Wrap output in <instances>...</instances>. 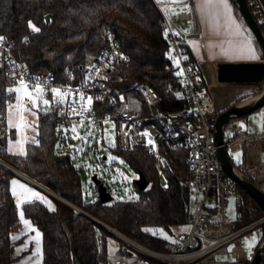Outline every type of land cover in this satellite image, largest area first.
<instances>
[{
  "label": "trees",
  "instance_id": "16d2710c",
  "mask_svg": "<svg viewBox=\"0 0 264 264\" xmlns=\"http://www.w3.org/2000/svg\"><path fill=\"white\" fill-rule=\"evenodd\" d=\"M230 2L264 60V51L247 27L237 1ZM253 16L264 33V18L255 12ZM28 21L40 31H33ZM106 31L114 33L126 57L115 66L122 77L121 87L145 81L159 93L161 110L189 107L183 93L167 90L168 84H176L180 67L171 54L165 18L155 0H0V36L13 44L16 56L25 60L32 72H51L58 83L68 82L70 72L77 79L83 76L84 68L107 47ZM187 51L185 45L184 54ZM8 89L0 82V159L122 234L154 250H173L177 233L173 228L186 226L190 199L189 190L178 182L186 179L188 173L183 149L162 143L172 170L168 172V183L161 185L144 148L135 146L125 151L117 146L116 154L136 174L144 176L147 187L141 190L134 182L136 199L113 198L102 203L96 195L89 200L71 157L56 152L55 128L60 118L55 113L38 110L37 142L27 143L24 154L6 150L5 111L13 98ZM239 167H244V159ZM15 176L0 165V264H30L27 257L33 242L28 241L24 249L29 233L20 218L21 211L35 232L41 233L40 264H113L121 253L120 238L44 190L41 192L52 201L54 210L40 199L24 201L19 210L11 190ZM247 177L253 181L250 174ZM101 180L111 192L109 180ZM93 191L97 194L94 184ZM239 198L234 227L263 215L262 209L240 188ZM158 228L169 237L160 236ZM110 239L117 244L113 255L109 253ZM263 239L264 230L259 242Z\"/></svg>",
  "mask_w": 264,
  "mask_h": 264
},
{
  "label": "built area",
  "instance_id": "2783aa9c",
  "mask_svg": "<svg viewBox=\"0 0 264 264\" xmlns=\"http://www.w3.org/2000/svg\"><path fill=\"white\" fill-rule=\"evenodd\" d=\"M246 2L252 13L264 18L263 0ZM190 18V12L179 14L180 20ZM167 35L171 54L180 67L176 84H168L167 90L173 94L183 93L188 100V108L161 110L158 108L161 103L159 93L145 81L121 87L122 77L115 71V66L126 57L120 41L109 31L105 32L107 47L84 68L80 79L70 72L66 83H58L51 72H32L26 61L16 56L13 44L4 39L0 41V82L8 88L20 86L21 79L31 86L30 89L40 84L44 89L40 95L50 101L41 109L55 113L66 129L92 123L94 128L103 132L104 122L112 119L118 148L125 151L135 146L144 148L153 161L161 185L168 183V172L172 170L162 143L185 151L188 173L186 179L178 182L190 192L187 229L175 234L172 251L154 250L118 233L117 237L123 244L113 264H248L258 245L246 254L240 247V241L243 235L256 228L261 232L264 230V213L239 227L225 220L226 197L233 194L236 206L240 198L238 184L224 171L218 156L220 145L215 139L218 110L202 77L200 63L184 56L186 40L182 34L170 29ZM56 88L66 95L54 96L51 89ZM88 97L92 98L91 105L86 103ZM149 140L153 143L149 144ZM263 142L264 129L258 132L235 127L226 135L224 127L221 146L236 169L250 174L253 182L264 192ZM236 150L244 154L246 172L232 160L231 154ZM210 209L218 210L220 216L213 217ZM224 254H228L231 260L217 257ZM258 264H264V254Z\"/></svg>",
  "mask_w": 264,
  "mask_h": 264
},
{
  "label": "rangeland",
  "instance_id": "374dc122",
  "mask_svg": "<svg viewBox=\"0 0 264 264\" xmlns=\"http://www.w3.org/2000/svg\"><path fill=\"white\" fill-rule=\"evenodd\" d=\"M162 3V2H161ZM171 23L179 29L182 28V24L178 23L177 20H172ZM174 27V28H175ZM19 87V86H17ZM8 88V87H7ZM12 88V87H11ZM15 88V87H14ZM35 95L40 96L36 105H33L32 100L29 97L23 95V93L13 92V98L9 101L6 106L5 111V123H6V143L5 148L10 153L20 154V145L17 141H23L24 153L26 151L27 143L37 142V118L38 110L43 106V99L40 93L35 92V89H30ZM17 96L20 97L17 100ZM9 105H12V126L9 125ZM22 105V107H18ZM23 117V121H21ZM22 124L21 127H16V125ZM235 127H240L246 131H262L264 129V105L253 110L249 114L229 121L225 126V134L231 133ZM56 136H55V148L58 154H67L71 157L74 165L77 166L80 177L81 185L86 198L92 200L96 197V193L93 191V182L91 180L94 174H97L100 179H108L111 184V195L114 199L128 200L136 199L138 193L134 187V180L137 174L129 168L126 163L116 154L115 148L117 147V134L114 126V121L112 119L104 122L103 132L98 131L94 128L92 123H85L81 127H72L71 129H66L63 126L62 121H59L56 125ZM11 141V143H10ZM11 149V151H9ZM237 153L240 155L237 157ZM233 162L236 165L241 163L244 159V154L241 150H236L231 154ZM261 159L264 163V142L261 144ZM245 161V160H244ZM17 180V178H16ZM21 184H23L21 182ZM27 184V183H26ZM29 186V185H27ZM14 186L12 185V188ZM17 192L20 193L19 185L15 186ZM31 188V187H29ZM34 189V188H33ZM38 191L37 189H35ZM42 196L46 197L45 201H52L48 199L43 192L38 191ZM31 193L24 192V201L37 199L35 197H30ZM17 197H15V200ZM49 205V204H48ZM20 210V206H19ZM236 218V202L233 194L227 196L225 200V220L227 222H232ZM29 237L26 240L24 249L29 245L28 241L33 242L32 252L28 255L27 261L30 264H40L41 262V241L39 237V242L35 239V230L33 227L26 225ZM174 232H178L186 229L183 227H174ZM162 229H156L157 233L165 238H168V234ZM33 232V233H32ZM175 232V233H176ZM255 236L256 239L253 240L252 237ZM261 238V231L256 228L253 232L247 235H243L240 241V247L243 252L250 254L252 248L257 246ZM33 240V241H32ZM117 246L114 239L109 240V253L113 255L114 247ZM37 248L40 251H37ZM15 249H18L17 246ZM115 255V254H114ZM221 260L230 261L231 258L228 254L218 255Z\"/></svg>",
  "mask_w": 264,
  "mask_h": 264
},
{
  "label": "crops",
  "instance_id": "0c3cea01",
  "mask_svg": "<svg viewBox=\"0 0 264 264\" xmlns=\"http://www.w3.org/2000/svg\"><path fill=\"white\" fill-rule=\"evenodd\" d=\"M155 2L163 13L167 31L172 29L180 32L186 40L188 48L184 54L186 59L200 63L202 77L213 95L218 111L260 93L255 84L226 83L218 80L219 63L263 60L246 27L237 18L230 0H227V11L217 3V0H155ZM181 12H190L191 18L180 20ZM174 19L182 24L181 29L171 23ZM249 44L255 49V58L247 51ZM240 164L237 165L239 169ZM241 170L246 172L245 165ZM16 178L20 183L42 191L22 176L16 175L12 180ZM210 213L215 218L220 216L218 210L210 209Z\"/></svg>",
  "mask_w": 264,
  "mask_h": 264
},
{
  "label": "water",
  "instance_id": "95a60500",
  "mask_svg": "<svg viewBox=\"0 0 264 264\" xmlns=\"http://www.w3.org/2000/svg\"><path fill=\"white\" fill-rule=\"evenodd\" d=\"M236 1L238 8L247 24V27L252 32L253 36L255 37V39L257 40V42L264 51V33L261 30L260 26L258 25L257 21L255 20L253 13L250 10L246 0H236ZM49 19H50V14H47L45 16L46 22H48ZM217 76H218V80L221 82L237 83V84L238 83L255 84L260 89V93H258L257 95L242 100L240 102L234 103L229 107L225 108L224 110L218 111L217 119H216L215 139H216V143L220 145L218 148V156L224 171L236 181L239 188L244 192H246V194L249 195L256 202V204L262 209L264 213V192L253 181H251L246 174L236 169L231 159L227 155L224 147L221 146L223 142L224 127L229 121L233 119L241 118L249 114L253 110L264 105V60L249 61V62L219 63L217 65ZM0 165L12 171L16 175L22 176L23 178L29 180L30 182H32L33 184H35L45 192L49 193L50 195L62 201L63 203L89 216L94 221H96L100 225L110 230L116 236H118V233L121 234V232L99 221L98 219L91 216L82 209L78 208L77 206H75L65 198L57 195L47 187L43 186L42 184L31 179L30 177L23 174L19 170L15 169L11 165L7 164L2 159H0ZM91 180L94 186L96 187V192L100 199V202L107 203L112 201L113 197L111 195V192L107 189V186L104 184V182L100 178H98V175L94 174ZM134 182L138 185V187L141 190H144L148 185L147 180L144 178V176L141 173L137 174V177L134 180ZM263 254H264V239L261 242H259L258 247L256 248L248 264H258Z\"/></svg>",
  "mask_w": 264,
  "mask_h": 264
},
{
  "label": "snow or ice",
  "instance_id": "6c2138e0",
  "mask_svg": "<svg viewBox=\"0 0 264 264\" xmlns=\"http://www.w3.org/2000/svg\"><path fill=\"white\" fill-rule=\"evenodd\" d=\"M217 3L219 5H222L224 10L227 11L228 10V3H227V0H217ZM28 26L35 32H39L40 31V28L36 26V24H34L32 21H28ZM5 38L0 36V41L4 40ZM247 51L252 55L253 58H255V49L249 44L248 47H247ZM19 87H15V88H9L7 91L9 92H16V93H23L24 96L26 97H29L31 100H32V103L33 105H36L37 104V101L40 99V96L38 95H35L33 91H30V85L26 84V82L21 79L19 81ZM44 91V89L42 88V86L40 84H36L35 85V92L37 93H42ZM51 92L53 93V95H66L65 93H62L61 92V89L59 88H56V89H51ZM82 95V98H83V94ZM20 97L17 96V100H19ZM123 99V98H121ZM43 103L45 105H48L50 103V101L48 99H43ZM86 103L88 105H91L92 104V98L91 97H88L87 98V101ZM18 107H22V105H18ZM12 115H13V111H12V105H9V125L12 126L13 124V120H12ZM21 121H23V117H21ZM23 126L22 124L20 125H16V127H21ZM147 135V133H145ZM149 144H152L153 141L149 140L148 141ZM11 143V141H10ZM17 144L20 145V154H24V148H23V141H17ZM9 151H11V149H9ZM237 157L240 155L239 153L236 154ZM12 185L14 186L12 188V195L14 197H17L16 199V204L17 206L19 207L23 202H24V199L22 198L23 197V193L24 192H27V193H31V196L32 197H35L37 199H40V200H46L47 198L42 196L40 192L36 191L35 189L33 188H29L27 185L25 184H21L18 180L16 179H13L11 181ZM16 185H19L20 189L22 190L20 193L17 192V189H16ZM48 204H49V207H50V210H54L51 206V202L48 201ZM20 218L21 220L24 222V224L26 225H29L31 227V223L29 220L25 219V214L23 211L20 212ZM145 231H152L151 229H145ZM163 231V230H161ZM41 233L37 230L35 232V239L37 240V242H39V237H40ZM253 240L256 239L255 236L252 237ZM231 250V246H230V249ZM37 251L39 252L40 249L37 248Z\"/></svg>",
  "mask_w": 264,
  "mask_h": 264
},
{
  "label": "bare ground",
  "instance_id": "6f19581e",
  "mask_svg": "<svg viewBox=\"0 0 264 264\" xmlns=\"http://www.w3.org/2000/svg\"><path fill=\"white\" fill-rule=\"evenodd\" d=\"M127 239V238H126Z\"/></svg>",
  "mask_w": 264,
  "mask_h": 264
}]
</instances>
